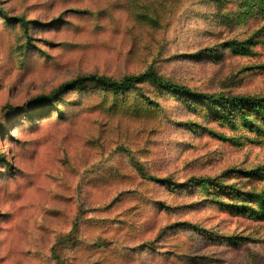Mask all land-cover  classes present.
<instances>
[{
	"label": "rangeland",
	"instance_id": "rangeland-1",
	"mask_svg": "<svg viewBox=\"0 0 264 264\" xmlns=\"http://www.w3.org/2000/svg\"><path fill=\"white\" fill-rule=\"evenodd\" d=\"M148 70L264 96V0H0V264H264V109L150 80L39 99Z\"/></svg>",
	"mask_w": 264,
	"mask_h": 264
},
{
	"label": "trees",
	"instance_id": "trees-1",
	"mask_svg": "<svg viewBox=\"0 0 264 264\" xmlns=\"http://www.w3.org/2000/svg\"><path fill=\"white\" fill-rule=\"evenodd\" d=\"M143 80L152 81L157 87L161 89H168L174 91L177 94L188 96L195 100H202L207 103V107L212 109L215 105H224L225 103H229L232 105H239L243 110L246 107H250L253 105L259 106L264 109V96L256 97L253 95H213L199 92L197 90L191 89L185 85L177 84L172 81L166 80L161 75L157 74L152 70H148L146 72L137 74V75H128L123 77L122 79H112L105 75L98 74H90L86 76H81L71 81H68L62 85H60L52 94L40 96L39 99L42 100H52L54 97L61 95L67 90L74 89L78 86L84 85L87 82H93L97 85H101L108 89L112 90H124L129 88L130 86L135 85ZM214 110V109H213ZM152 179L163 183V184H175V185H184L181 182H175L172 178L169 177H156L152 176ZM197 180V179H196ZM195 181V180H190ZM197 181H202V183L211 182L216 183L211 178L198 179Z\"/></svg>",
	"mask_w": 264,
	"mask_h": 264
}]
</instances>
